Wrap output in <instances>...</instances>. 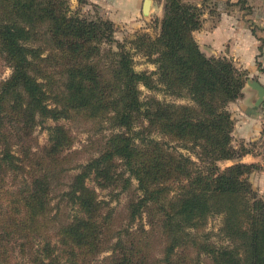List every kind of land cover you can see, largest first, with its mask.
<instances>
[{
	"label": "trees",
	"instance_id": "obj_1",
	"mask_svg": "<svg viewBox=\"0 0 264 264\" xmlns=\"http://www.w3.org/2000/svg\"><path fill=\"white\" fill-rule=\"evenodd\" d=\"M40 1L8 0L10 8L0 4V48L13 68L0 83V264H203L201 255L178 257L180 247H197L212 264H264V200L250 182L260 166L240 161L254 149L235 148V123L228 110L243 97L248 76L231 61L202 51L195 38L204 24L201 8L165 0L156 36L140 33L120 43L111 20L82 18L69 0H54L53 8ZM6 13L10 16L2 19ZM17 13H30V25L14 19ZM36 23L47 25L41 33L52 40L51 49L33 45L41 39ZM103 44L110 46L104 56ZM133 50L142 52L155 70L137 72ZM55 64L68 66L63 71L66 96L45 89L44 81L53 76L47 68ZM139 85L172 101L143 100ZM72 111L119 132L80 166L62 195L71 219L52 234L50 203L57 177L43 162L47 155L57 163L72 138L55 124L47 127L48 154L38 153L30 141L38 124L59 123ZM222 162L233 164L222 170ZM92 179L102 189L123 192L133 190L137 180L125 228H109L112 221L102 213L104 202L89 185ZM146 212L149 229L136 224ZM211 217L221 218L219 235L226 244L211 243L210 233L199 238L200 227ZM155 246H162L160 259ZM16 247L22 261L11 263ZM105 251L110 256L100 260Z\"/></svg>",
	"mask_w": 264,
	"mask_h": 264
},
{
	"label": "rangeland",
	"instance_id": "obj_2",
	"mask_svg": "<svg viewBox=\"0 0 264 264\" xmlns=\"http://www.w3.org/2000/svg\"><path fill=\"white\" fill-rule=\"evenodd\" d=\"M8 0H0V4L4 5L6 8H10L11 5L7 3ZM45 1L47 4L53 8L57 6V3L54 0H41L38 2V4H45ZM74 4L73 0H69V5L72 10L80 12V15L82 18H86L88 20H97L98 17H103L99 13L98 8H96L93 5H90L89 2H84L81 5ZM187 3H192L194 5H197L202 10L204 20L203 28L202 30L198 31L200 32L198 34L199 40L201 41L202 38L200 34H202L205 31H211L213 30V27L219 22L221 23H227L228 29L229 24L232 25L231 28H233L234 31H237V36L242 37L243 39L245 37L253 38L255 42H259L262 46H264V0H184ZM7 4V5H6ZM156 5L162 6V9L164 8L165 0H155ZM41 9V8H38ZM8 11V9H7ZM10 13V12H9ZM9 13H6V16L2 19H8L7 17L10 16ZM56 13H59V9H56ZM30 13L28 16H20L18 13L16 16H14V19L19 21L20 23H23L26 21L27 25H30L29 22ZM159 19L154 14L153 18L148 22V25L145 29H136L135 28H129L127 26H117L116 25V34L115 38L120 43H127L140 34V33H147L152 36H156L159 32L158 23L156 24V20ZM33 21V20H32ZM40 24L38 25V31L36 33L37 37L41 36L40 40H35L34 46L37 47L38 45H44L46 49H51L52 46V40L50 37L45 34L41 33L42 30L46 29V24L36 23ZM43 25V26H42ZM195 33V37L196 34ZM101 49L102 56H104L109 50L110 46L107 44H103L99 46ZM134 47V46H133ZM128 48H132V46L129 44ZM206 48V47H204ZM113 49L116 50V45H114ZM204 52V51H203ZM133 53V60H134V67L137 72H152L155 70V66L151 63V61L142 53L139 51H132ZM205 53V52H204ZM207 54V53H206ZM225 60L231 61L239 70L243 72L244 75L248 76V71L245 67H251L254 64H256L259 67V72L264 73V68H262L263 64L261 61V57H256L255 59L251 58H244V59H238L237 61L235 59H230L228 57H222V56H216L215 54L209 55ZM67 65L64 66H58V65H52V68H47L48 73L53 75L48 80L44 81L46 83L45 89L46 91L51 95L52 93L59 95V96H66V84H67V75L65 76V73L63 72L65 68H67ZM98 70L100 69L97 67ZM62 73V74H61ZM13 74V68L11 67V63L7 58V55L2 53L0 48V83L5 82L8 80ZM253 80L250 79L248 76V81ZM255 80V79H254ZM139 91L141 93V98L145 100L148 97H157L160 100H166V101H172V98L169 96H166L163 92H155V91H149L145 86L139 85ZM58 99L56 98V101ZM180 104H185L186 101L179 100ZM259 109L262 111L263 116V109L264 106H260ZM231 113V112H230ZM232 115V113H231ZM55 124L62 125L71 135L72 138V146L68 150H65L61 156H57V163L53 162L51 159L47 157L46 154H48V151H45L48 145V137L49 132L47 130V127L53 126ZM21 127V125L19 126ZM33 137H31V144H33L35 147H39L40 151L38 153L41 154L42 150H44V154L46 155V160L43 162L45 167L53 168L54 169V177H57L54 179L52 184V192H51V215H55V218L53 219V226H52V234L56 231V228L62 223H66L71 219L70 215L72 213L71 209L66 205L64 201H62L63 193L67 190L68 185L72 182L73 177L80 172V166L86 164L89 160L95 158L98 156L103 150L104 147L110 139V137L114 134L119 132V130H115L113 127H111L110 124L105 123L103 120L95 119V118H88L86 113L84 112H71L70 118L63 119L59 123H55L53 121H48L44 124H38L35 128H33ZM160 139V138H157ZM258 143V142H257ZM234 145V144H233ZM243 145V144H240ZM172 146H175L172 144ZM251 147H254L255 150L263 152V146L260 141L259 144H251V146H248V148L252 149ZM181 153L185 155H190L193 159V161H196L198 163V160L196 156L193 153H190L187 149H179ZM261 153V154H262ZM44 155V156H45ZM264 157V156H263ZM117 164L120 165L118 161H116ZM231 162H222L220 163V168L222 170L227 169V167L231 166ZM121 170V167L119 168ZM260 169L254 171L258 172ZM53 173V171H52ZM251 174V175H252ZM250 175V177H251ZM8 182V185H10V182H12L11 177L6 180ZM98 180H90L89 185L93 187L101 201L104 202V205L102 207V213L108 214L110 221L112 223L109 225V228L112 229H120L125 228L128 224L127 219V211L126 206L129 203L131 197L133 196L134 189L138 186L137 180H133V190L125 191L123 192L121 188L117 187H109V188H100L96 182ZM8 187V186H7ZM258 193V192H257ZM259 194V193H258ZM137 195H140L139 193ZM172 196H174L172 194ZM177 196V195H176ZM259 196L264 200V194H259ZM151 221L150 213L146 212L143 215L142 220H137L136 224L142 227L144 224L147 229H149V223ZM221 218L220 217H211L209 218L207 224L205 226H201L200 228L202 230L198 231V236L200 239L203 238V235L211 234L210 242L215 245L220 244H226L227 242L223 241L219 235V229L221 227ZM118 231V230H117ZM197 239V238H196ZM57 242V241H56ZM54 242V243H56ZM156 252H154L156 259L161 258V252H162V246H155ZM17 250L14 253L10 254V262L14 263L17 261H22V257L17 254L18 247H16ZM12 255H15V258H13ZM178 257L184 255H191V257H195L196 255H201V260L203 264H212L211 259L209 256L205 254H201L198 251V248H190V249H181L177 251ZM110 256L109 251L103 252L99 258L102 260L105 257ZM156 264H161L157 262Z\"/></svg>",
	"mask_w": 264,
	"mask_h": 264
},
{
	"label": "crops",
	"instance_id": "obj_3",
	"mask_svg": "<svg viewBox=\"0 0 264 264\" xmlns=\"http://www.w3.org/2000/svg\"><path fill=\"white\" fill-rule=\"evenodd\" d=\"M90 5L98 8L101 16L111 20L117 26H127L129 28L145 29L148 22L153 18L156 13L158 18L163 16L162 6L156 5L155 0H150L149 13L145 12L146 0H87ZM74 4L78 5L77 0H73ZM229 29L227 23H217L213 30L205 31L200 34L202 40H199L198 32L196 40L199 43L202 51L207 55L228 57L230 59H244L261 57L264 68V46L255 42L253 38L237 36V31ZM264 38V37H263ZM206 47V48H204ZM248 71L250 79H255L264 86V73L259 72V67L254 64L251 67H245ZM258 97L257 91L251 89L246 85L243 89V97L237 102L229 105L228 110L232 113L235 123L233 131V144L238 148L240 144L246 147L251 144H259L262 135V111L256 106ZM261 106H264L262 104ZM258 142V143H257ZM252 152H249L241 158V162L246 164H258L260 170L255 172L250 177L254 189L260 194H264V154L254 147ZM262 153V154H261ZM233 164V162H231Z\"/></svg>",
	"mask_w": 264,
	"mask_h": 264
},
{
	"label": "water",
	"instance_id": "obj_4",
	"mask_svg": "<svg viewBox=\"0 0 264 264\" xmlns=\"http://www.w3.org/2000/svg\"><path fill=\"white\" fill-rule=\"evenodd\" d=\"M150 5H151V1L146 0L145 2V11H146L145 13L146 14L149 13ZM246 85H248L251 89L257 91L258 100H257L256 106L260 107L262 104H264V86L255 80L247 81Z\"/></svg>",
	"mask_w": 264,
	"mask_h": 264
},
{
	"label": "built area",
	"instance_id": "obj_5",
	"mask_svg": "<svg viewBox=\"0 0 264 264\" xmlns=\"http://www.w3.org/2000/svg\"><path fill=\"white\" fill-rule=\"evenodd\" d=\"M262 126H263V130H262V135H261V143H262L263 152H264V109H263V116H262Z\"/></svg>",
	"mask_w": 264,
	"mask_h": 264
}]
</instances>
